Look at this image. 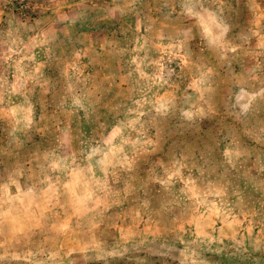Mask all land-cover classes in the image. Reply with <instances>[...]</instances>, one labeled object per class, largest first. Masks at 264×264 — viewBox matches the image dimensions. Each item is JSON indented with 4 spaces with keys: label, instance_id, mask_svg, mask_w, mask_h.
Returning <instances> with one entry per match:
<instances>
[{
    "label": "rangeland",
    "instance_id": "obj_1",
    "mask_svg": "<svg viewBox=\"0 0 264 264\" xmlns=\"http://www.w3.org/2000/svg\"><path fill=\"white\" fill-rule=\"evenodd\" d=\"M0 264H264V0H0Z\"/></svg>",
    "mask_w": 264,
    "mask_h": 264
}]
</instances>
